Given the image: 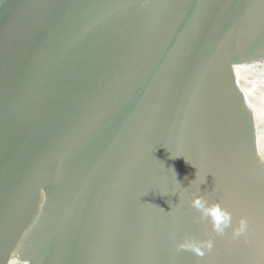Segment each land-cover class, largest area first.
I'll return each instance as SVG.
<instances>
[{"label": "water", "instance_id": "obj_1", "mask_svg": "<svg viewBox=\"0 0 264 264\" xmlns=\"http://www.w3.org/2000/svg\"><path fill=\"white\" fill-rule=\"evenodd\" d=\"M194 196L231 213L223 235ZM13 257L264 264V0H0V264Z\"/></svg>", "mask_w": 264, "mask_h": 264}, {"label": "clouds", "instance_id": "obj_2", "mask_svg": "<svg viewBox=\"0 0 264 264\" xmlns=\"http://www.w3.org/2000/svg\"><path fill=\"white\" fill-rule=\"evenodd\" d=\"M173 171L175 172L174 169ZM177 182L180 183L179 180H177ZM191 206L196 209L202 217L209 218L211 220L213 230L218 235H223L225 230L229 228L232 224L231 213L227 209L221 207V205L218 203H213L210 205L206 198L202 196H194L191 200ZM247 230L248 222L246 219L242 218L239 222V227L234 230L233 235L234 237L238 238L244 235ZM176 247L179 249L190 250L194 252L197 256L203 257L206 251L212 250L213 241H196L191 238H185L184 240L179 241ZM11 264H24V262H22L19 257H13L11 259Z\"/></svg>", "mask_w": 264, "mask_h": 264}]
</instances>
